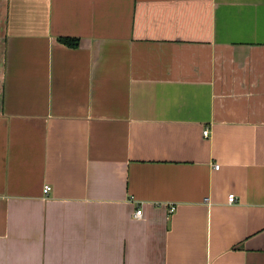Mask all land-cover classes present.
I'll return each instance as SVG.
<instances>
[{"label":"crops","instance_id":"0c3cea01","mask_svg":"<svg viewBox=\"0 0 264 264\" xmlns=\"http://www.w3.org/2000/svg\"><path fill=\"white\" fill-rule=\"evenodd\" d=\"M0 264H264V0H0Z\"/></svg>","mask_w":264,"mask_h":264},{"label":"built area","instance_id":"2783aa9c","mask_svg":"<svg viewBox=\"0 0 264 264\" xmlns=\"http://www.w3.org/2000/svg\"><path fill=\"white\" fill-rule=\"evenodd\" d=\"M207 134H208V130L205 129L203 131V135L204 136H207ZM214 168H218V165L215 164L214 165ZM50 190H51V186L50 185H48V184L44 185V187H43V193H44V195H48V193L50 192ZM227 201H228V203H234L236 201L235 194L234 193H230L228 195V197H227ZM174 209H175V207L173 205H171V206L168 207L167 212L168 213H172L174 211ZM142 214H143L142 206H138V208H136V210L134 211L133 217L134 218H141L142 217Z\"/></svg>","mask_w":264,"mask_h":264},{"label":"trees","instance_id":"16d2710c","mask_svg":"<svg viewBox=\"0 0 264 264\" xmlns=\"http://www.w3.org/2000/svg\"><path fill=\"white\" fill-rule=\"evenodd\" d=\"M59 41L69 47H76L78 45V40L76 38L62 37L59 38Z\"/></svg>","mask_w":264,"mask_h":264}]
</instances>
